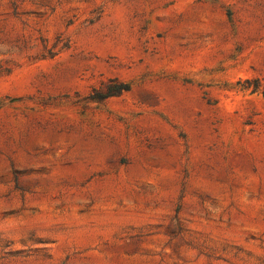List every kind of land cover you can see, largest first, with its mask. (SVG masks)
Wrapping results in <instances>:
<instances>
[{
  "label": "rangeland",
  "instance_id": "rangeland-1",
  "mask_svg": "<svg viewBox=\"0 0 264 264\" xmlns=\"http://www.w3.org/2000/svg\"><path fill=\"white\" fill-rule=\"evenodd\" d=\"M263 91L264 0H0V264H264Z\"/></svg>",
  "mask_w": 264,
  "mask_h": 264
},
{
  "label": "trees",
  "instance_id": "trees-1",
  "mask_svg": "<svg viewBox=\"0 0 264 264\" xmlns=\"http://www.w3.org/2000/svg\"><path fill=\"white\" fill-rule=\"evenodd\" d=\"M255 82L259 83L258 80H255ZM129 90V85L123 82H118L116 84H111L107 87V91L98 98H94L96 100H100V99H105L108 97H113V96H118L120 94H122L123 92H126ZM255 91L258 90V85H256ZM263 95H264V91H263Z\"/></svg>",
  "mask_w": 264,
  "mask_h": 264
}]
</instances>
